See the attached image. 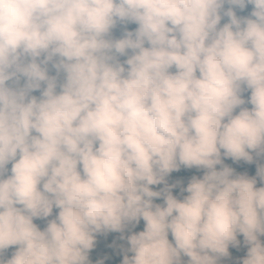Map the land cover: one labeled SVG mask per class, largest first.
<instances>
[{
	"label": "clouds",
	"instance_id": "clouds-1",
	"mask_svg": "<svg viewBox=\"0 0 264 264\" xmlns=\"http://www.w3.org/2000/svg\"><path fill=\"white\" fill-rule=\"evenodd\" d=\"M252 153L264 0H0V264H90L98 234L141 220L122 264H218L238 234L240 264H264V164L222 162ZM181 167L204 170L186 195L152 190Z\"/></svg>",
	"mask_w": 264,
	"mask_h": 264
},
{
	"label": "trees",
	"instance_id": "trees-1",
	"mask_svg": "<svg viewBox=\"0 0 264 264\" xmlns=\"http://www.w3.org/2000/svg\"><path fill=\"white\" fill-rule=\"evenodd\" d=\"M227 7V6H225ZM252 10V6L248 5L244 9L243 12L237 10V14L240 16H247ZM227 22V18L222 19L221 24ZM117 30L119 35L121 36L125 29L127 30H134L136 25L134 24H127V25H117ZM125 57H120L121 62ZM49 74L55 75V71L51 69L49 66ZM24 83L23 78L20 79V86ZM39 91L33 92L32 95L39 97ZM250 96V91H246L243 93V98L247 100ZM245 107L251 108V105L245 104ZM238 111V110H237ZM253 161L251 163H247L244 161H232L230 158L225 159L222 156L223 164L231 167L236 174H244L247 175L249 178L256 177V170L257 166L264 164V156H256L255 153H252ZM9 169L11 165L7 166ZM219 165L217 169L219 170ZM204 173L203 169H181L177 172L171 173L169 176L165 178L164 184L150 186L153 191H161L165 184L167 185H175L172 188V194L177 198H182L183 195L186 193H181V189L187 186L188 181L192 178V176H196L197 178L202 177ZM257 185L258 187L264 186L261 184L258 177ZM153 203L155 204H163V198H154ZM56 209L53 210V217L55 216ZM49 217V219L53 218ZM34 223L37 224L41 230L46 226V220H34ZM144 223L141 220L135 227L132 225H128L123 233H101L97 235L96 243L94 248L89 253V260L90 264H97V261L103 260L104 264H122L123 256L126 252L128 247L126 237L130 234H133L138 231L143 230ZM123 237V238H122ZM261 241L264 242V237H260ZM169 240L171 242V235H169ZM238 246L233 247L229 245L228 255L226 257H221L218 261V264H240V261L246 257L247 254V245L244 243V238L242 235L237 236ZM14 248L5 250L4 252V259H9L11 257V253L14 251ZM128 255H131L128 253ZM182 260L185 262L187 261V257H182Z\"/></svg>",
	"mask_w": 264,
	"mask_h": 264
},
{
	"label": "rangeland",
	"instance_id": "rangeland-1",
	"mask_svg": "<svg viewBox=\"0 0 264 264\" xmlns=\"http://www.w3.org/2000/svg\"><path fill=\"white\" fill-rule=\"evenodd\" d=\"M118 28L116 27L115 29H113V32H112V36L114 37V38H120V35H119V32H118V30H117ZM240 174V173H239ZM241 175H245V173L244 174H241ZM256 186L258 187V185L256 184Z\"/></svg>",
	"mask_w": 264,
	"mask_h": 264
}]
</instances>
